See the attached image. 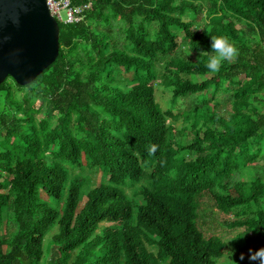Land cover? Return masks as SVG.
Instances as JSON below:
<instances>
[{
  "label": "trees",
  "instance_id": "obj_1",
  "mask_svg": "<svg viewBox=\"0 0 264 264\" xmlns=\"http://www.w3.org/2000/svg\"><path fill=\"white\" fill-rule=\"evenodd\" d=\"M88 2L58 22L51 65L0 84V264H223L264 246V0L72 5ZM210 36L238 50L216 72Z\"/></svg>",
  "mask_w": 264,
  "mask_h": 264
},
{
  "label": "water",
  "instance_id": "obj_2",
  "mask_svg": "<svg viewBox=\"0 0 264 264\" xmlns=\"http://www.w3.org/2000/svg\"><path fill=\"white\" fill-rule=\"evenodd\" d=\"M58 36L45 0H0V84L31 83L58 56Z\"/></svg>",
  "mask_w": 264,
  "mask_h": 264
},
{
  "label": "clouds",
  "instance_id": "obj_3",
  "mask_svg": "<svg viewBox=\"0 0 264 264\" xmlns=\"http://www.w3.org/2000/svg\"><path fill=\"white\" fill-rule=\"evenodd\" d=\"M210 49L214 50V54L210 55L207 61V68L213 72L218 71L223 61L234 58L238 52L227 36H210ZM230 241L231 239L227 240L225 244ZM245 259L249 262H255V264H264V246L255 250L250 247L247 254L240 252L237 264L245 261Z\"/></svg>",
  "mask_w": 264,
  "mask_h": 264
},
{
  "label": "built area",
  "instance_id": "obj_4",
  "mask_svg": "<svg viewBox=\"0 0 264 264\" xmlns=\"http://www.w3.org/2000/svg\"><path fill=\"white\" fill-rule=\"evenodd\" d=\"M50 15L55 21L62 24L77 23L84 18L90 2L82 5H72V0H45Z\"/></svg>",
  "mask_w": 264,
  "mask_h": 264
},
{
  "label": "rangeland",
  "instance_id": "obj_5",
  "mask_svg": "<svg viewBox=\"0 0 264 264\" xmlns=\"http://www.w3.org/2000/svg\"><path fill=\"white\" fill-rule=\"evenodd\" d=\"M169 99H170V93H169V91H167L166 89H160V90H158L157 91V93H156V101L158 102V104H159V106L161 107V109H163V110H166L167 109V107H168V101H169ZM181 119H179V120H177L175 123H174V126L177 128V129H179L180 127H181ZM263 145H264V141H263ZM260 165V164H259ZM248 174V173H247ZM245 176H247V175H245ZM100 182V173H97L96 175H94V176H92V183H91V185H90V187H93V186H96V184H98ZM83 202H84V200H83ZM83 202L79 205V208H81L82 207V205H83ZM222 234V235H221ZM219 235H221L222 236V238H225V239H227V236H229L228 234H223V233H220ZM245 245L242 243V244H240L239 245V249H236V248H231L230 246H229V255H226L225 257H224V259H222L220 262L221 263H223V264H228V263H230V264H232L233 263V261L232 260H230V258H233V259H238V257H239V253L240 252H244L245 254H247V251H248V249L251 247L253 250H255L254 248H253V245L251 244V245H248V248H245L244 247ZM151 250L153 251V252H155L156 251V249H154V248H151ZM231 256V257H230ZM219 262V263H220ZM245 263H249V264H255V262H249V261H247V259H245V261H244Z\"/></svg>",
  "mask_w": 264,
  "mask_h": 264
}]
</instances>
